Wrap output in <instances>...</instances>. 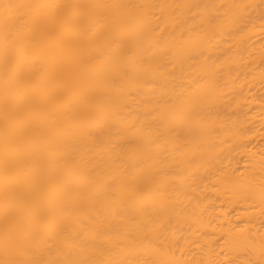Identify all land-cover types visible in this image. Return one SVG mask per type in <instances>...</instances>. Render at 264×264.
I'll use <instances>...</instances> for the list:
<instances>
[{
  "label": "bare ground",
  "instance_id": "6f19581e",
  "mask_svg": "<svg viewBox=\"0 0 264 264\" xmlns=\"http://www.w3.org/2000/svg\"><path fill=\"white\" fill-rule=\"evenodd\" d=\"M0 264H264V0H0Z\"/></svg>",
  "mask_w": 264,
  "mask_h": 264
}]
</instances>
